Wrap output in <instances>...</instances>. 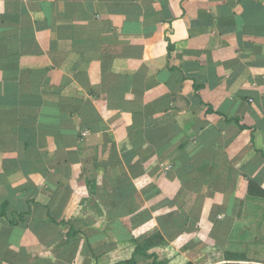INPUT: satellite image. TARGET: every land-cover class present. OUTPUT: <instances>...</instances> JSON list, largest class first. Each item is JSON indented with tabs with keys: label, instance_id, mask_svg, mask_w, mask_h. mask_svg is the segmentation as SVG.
Returning <instances> with one entry per match:
<instances>
[{
	"label": "crops",
	"instance_id": "1",
	"mask_svg": "<svg viewBox=\"0 0 264 264\" xmlns=\"http://www.w3.org/2000/svg\"><path fill=\"white\" fill-rule=\"evenodd\" d=\"M261 192L264 0H0V264H264Z\"/></svg>",
	"mask_w": 264,
	"mask_h": 264
},
{
	"label": "trees",
	"instance_id": "2",
	"mask_svg": "<svg viewBox=\"0 0 264 264\" xmlns=\"http://www.w3.org/2000/svg\"><path fill=\"white\" fill-rule=\"evenodd\" d=\"M262 197L264 198V193L261 192ZM163 240L158 236L154 235L149 238H146L141 244L136 247L135 253L136 254H143L146 255V251L150 245H161ZM131 262V261H130Z\"/></svg>",
	"mask_w": 264,
	"mask_h": 264
}]
</instances>
